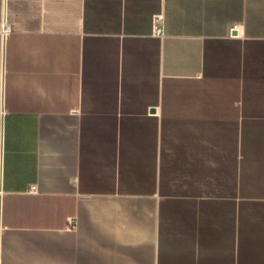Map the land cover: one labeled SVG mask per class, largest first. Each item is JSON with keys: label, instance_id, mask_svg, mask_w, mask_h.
<instances>
[{"label": "crops", "instance_id": "1", "mask_svg": "<svg viewBox=\"0 0 264 264\" xmlns=\"http://www.w3.org/2000/svg\"><path fill=\"white\" fill-rule=\"evenodd\" d=\"M0 264H264V0H0Z\"/></svg>", "mask_w": 264, "mask_h": 264}, {"label": "built area", "instance_id": "2", "mask_svg": "<svg viewBox=\"0 0 264 264\" xmlns=\"http://www.w3.org/2000/svg\"><path fill=\"white\" fill-rule=\"evenodd\" d=\"M7 30H8V26H7V24H4L3 25V33L6 32Z\"/></svg>", "mask_w": 264, "mask_h": 264}, {"label": "water", "instance_id": "3", "mask_svg": "<svg viewBox=\"0 0 264 264\" xmlns=\"http://www.w3.org/2000/svg\"><path fill=\"white\" fill-rule=\"evenodd\" d=\"M154 109H152V111H153Z\"/></svg>", "mask_w": 264, "mask_h": 264}]
</instances>
